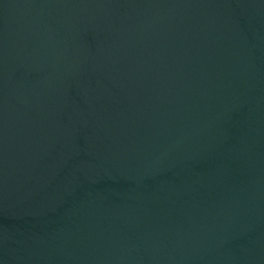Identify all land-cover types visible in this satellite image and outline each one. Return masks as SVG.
<instances>
[{
	"label": "water",
	"instance_id": "water-1",
	"mask_svg": "<svg viewBox=\"0 0 264 264\" xmlns=\"http://www.w3.org/2000/svg\"><path fill=\"white\" fill-rule=\"evenodd\" d=\"M0 264H264V0H0Z\"/></svg>",
	"mask_w": 264,
	"mask_h": 264
}]
</instances>
